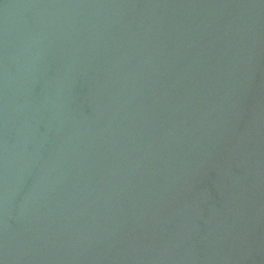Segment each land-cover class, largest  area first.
<instances>
[{
  "label": "water",
  "instance_id": "95a60500",
  "mask_svg": "<svg viewBox=\"0 0 264 264\" xmlns=\"http://www.w3.org/2000/svg\"><path fill=\"white\" fill-rule=\"evenodd\" d=\"M0 264H264V0H0Z\"/></svg>",
  "mask_w": 264,
  "mask_h": 264
}]
</instances>
